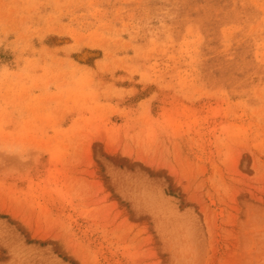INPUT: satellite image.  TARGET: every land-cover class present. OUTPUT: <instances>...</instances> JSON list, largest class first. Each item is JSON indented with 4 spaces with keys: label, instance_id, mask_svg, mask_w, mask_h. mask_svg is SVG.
I'll return each mask as SVG.
<instances>
[{
    "label": "rangeland",
    "instance_id": "374dc122",
    "mask_svg": "<svg viewBox=\"0 0 264 264\" xmlns=\"http://www.w3.org/2000/svg\"><path fill=\"white\" fill-rule=\"evenodd\" d=\"M0 264H264V0H0Z\"/></svg>",
    "mask_w": 264,
    "mask_h": 264
}]
</instances>
